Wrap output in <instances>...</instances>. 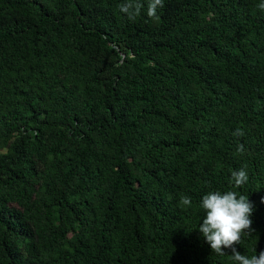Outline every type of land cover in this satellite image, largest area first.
<instances>
[{"label": "trees", "instance_id": "1", "mask_svg": "<svg viewBox=\"0 0 264 264\" xmlns=\"http://www.w3.org/2000/svg\"><path fill=\"white\" fill-rule=\"evenodd\" d=\"M122 2L0 0V264H238L199 231L216 190L264 251V0Z\"/></svg>", "mask_w": 264, "mask_h": 264}, {"label": "clouds", "instance_id": "2", "mask_svg": "<svg viewBox=\"0 0 264 264\" xmlns=\"http://www.w3.org/2000/svg\"><path fill=\"white\" fill-rule=\"evenodd\" d=\"M143 7L141 0H124L119 5L120 11L133 21L141 14ZM163 7L164 0H147V16L157 17L158 9ZM257 7L264 11V2ZM233 135L242 136L244 132L238 128ZM238 151H244L243 144L239 145ZM247 181L245 169L232 171L231 182L235 188L242 187ZM179 204L183 208L191 206V197L181 196ZM201 207L205 216L203 223L199 225V231L212 252L223 256L227 249L231 251L233 260L238 264H264V251L249 257L242 254L237 247L241 243L243 233L251 235L256 231L252 227L251 219L254 206L249 198L232 190L210 191L202 197Z\"/></svg>", "mask_w": 264, "mask_h": 264}]
</instances>
